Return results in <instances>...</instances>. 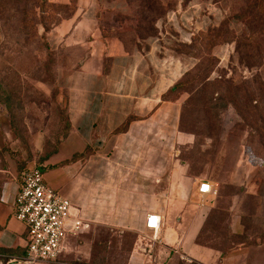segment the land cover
<instances>
[{
	"label": "rangeland",
	"instance_id": "rangeland-1",
	"mask_svg": "<svg viewBox=\"0 0 264 264\" xmlns=\"http://www.w3.org/2000/svg\"><path fill=\"white\" fill-rule=\"evenodd\" d=\"M91 2L100 21L123 28L128 40L136 31L156 36V23L176 11L183 16L180 28L196 33L177 45L186 61L185 77L170 96L178 111L169 127L153 128L170 139L155 144L161 150L155 152L154 180L162 179L164 166L172 179L185 175L193 186L212 184L208 202L193 191V214L204 208L206 215L198 242L221 250L241 247V253L226 256L228 264H264V11L256 0ZM104 3L114 10L106 14ZM77 4L0 0V101L15 137L13 149L5 151L22 160V170L30 164L43 175V163L66 130L67 95L56 77L64 54L55 49L48 30L72 15ZM125 5L133 20L115 18ZM40 136L41 153L35 152ZM233 217L243 224L238 235L229 228ZM134 240L128 232L90 227L67 238L55 264H126ZM151 245L142 242L145 248ZM154 248L153 258L140 256L134 264H196Z\"/></svg>",
	"mask_w": 264,
	"mask_h": 264
},
{
	"label": "crops",
	"instance_id": "crops-1",
	"mask_svg": "<svg viewBox=\"0 0 264 264\" xmlns=\"http://www.w3.org/2000/svg\"><path fill=\"white\" fill-rule=\"evenodd\" d=\"M77 2L73 14L48 32L55 49L64 54L56 77L67 95L69 133L58 138L55 151L43 163L45 184L67 198L70 214L89 228L133 234L136 242L126 264L140 256L148 259L138 250L148 214L162 220L160 240L148 249L150 258L156 255L152 249L161 246L186 263L228 264L226 256L241 253L240 246L221 250L198 242L206 223L204 208L194 214L191 208L198 184L193 186L185 175L178 180L165 176L164 166L162 179L154 180L155 152L161 150L155 144L170 139L153 128L169 127L178 111L169 95L186 73L185 55L177 45L196 33L180 28L183 16L176 11L156 23V36L136 31L128 40L123 28L100 21L98 6L93 8L91 0ZM104 4L106 14L114 10ZM115 14L124 21L134 18L127 5ZM130 116L135 120L127 131L115 134ZM14 146L10 119L0 104V251L12 252L10 260H23L25 228L13 211L21 175L31 165L22 170L20 158L5 151ZM41 151L40 136L35 152ZM86 151L82 160L72 161ZM213 195L212 191L200 199L208 202ZM229 228L235 235L242 233L240 218L233 217Z\"/></svg>",
	"mask_w": 264,
	"mask_h": 264
},
{
	"label": "built area",
	"instance_id": "built-area-1",
	"mask_svg": "<svg viewBox=\"0 0 264 264\" xmlns=\"http://www.w3.org/2000/svg\"><path fill=\"white\" fill-rule=\"evenodd\" d=\"M213 186L200 182L196 194L199 198L210 195ZM71 204L59 191L50 188L43 180L41 168L23 171L15 196L13 216L25 228L26 254L22 260H10L7 264H55L65 252L68 237L88 230L89 224L70 214ZM161 216L148 214L145 233L138 239V250L150 258L149 248L143 241L159 242Z\"/></svg>",
	"mask_w": 264,
	"mask_h": 264
},
{
	"label": "trees",
	"instance_id": "trees-1",
	"mask_svg": "<svg viewBox=\"0 0 264 264\" xmlns=\"http://www.w3.org/2000/svg\"><path fill=\"white\" fill-rule=\"evenodd\" d=\"M257 3L259 4L260 8L262 9V11H264V0H256ZM56 6H62V5H56ZM75 11V10H74ZM73 14V13H72ZM71 16V15H70ZM69 16V17H70ZM68 18V17H67ZM66 18V19H67ZM55 26V25H54ZM53 27V26H52ZM51 27V28H52ZM50 28V29H51ZM49 29V30H50ZM48 30V32H49ZM185 77V74L183 75V77L181 78V80L174 86V88L172 90H170L169 92V95H173L177 92L178 90V85L181 84V81L182 79ZM0 104L2 105L1 101H0ZM66 115H67V112H66ZM135 120L134 117L130 116L128 117L124 123L114 132L115 134H121V133H125L128 129V126L129 124L131 123V121ZM69 133V120H68V116L66 118V130H65V133L63 134L62 137H65L67 134ZM58 143V142H57ZM89 151H86L84 154H81V155H75L73 158H72V161H78V160H82V158L86 155H88ZM49 157V156H48ZM47 157V158H48ZM23 166H24V163H22V160H20V168L23 169ZM49 169V168H48ZM135 239V238H134ZM131 250V249H130ZM13 256V253L12 252H4V251H0V260H3L4 262H8L10 259H13L11 258Z\"/></svg>",
	"mask_w": 264,
	"mask_h": 264
},
{
	"label": "water",
	"instance_id": "water-1",
	"mask_svg": "<svg viewBox=\"0 0 264 264\" xmlns=\"http://www.w3.org/2000/svg\"><path fill=\"white\" fill-rule=\"evenodd\" d=\"M16 264V262H14Z\"/></svg>",
	"mask_w": 264,
	"mask_h": 264
}]
</instances>
